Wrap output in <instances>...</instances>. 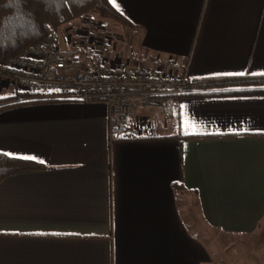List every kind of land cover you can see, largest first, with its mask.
<instances>
[{"label": "crops", "instance_id": "0c3cea01", "mask_svg": "<svg viewBox=\"0 0 264 264\" xmlns=\"http://www.w3.org/2000/svg\"><path fill=\"white\" fill-rule=\"evenodd\" d=\"M108 1L129 24L89 11L61 29L62 51L111 58L92 51L106 37L131 65L264 77V0ZM16 93L0 76V154L42 167L0 181V264H227L224 248L241 252L219 240L264 224V94L166 95L118 135L101 101Z\"/></svg>", "mask_w": 264, "mask_h": 264}, {"label": "built area", "instance_id": "2783aa9c", "mask_svg": "<svg viewBox=\"0 0 264 264\" xmlns=\"http://www.w3.org/2000/svg\"><path fill=\"white\" fill-rule=\"evenodd\" d=\"M110 52L82 60L58 45L51 31L38 43L25 47L8 61H0V76L17 87L15 102L73 99L101 101L106 106L109 130L124 135L135 108L160 110L166 95H193L208 91L209 82L190 77L185 68L167 72L166 63L156 66L129 64L110 38H102L92 51Z\"/></svg>", "mask_w": 264, "mask_h": 264}, {"label": "trees", "instance_id": "16d2710c", "mask_svg": "<svg viewBox=\"0 0 264 264\" xmlns=\"http://www.w3.org/2000/svg\"><path fill=\"white\" fill-rule=\"evenodd\" d=\"M95 11L102 18L129 24L108 0H0V61H8L25 47L38 43L68 21ZM198 94L262 93L264 77L209 82ZM20 103V102H16ZM42 167L33 161L0 154V181L8 175Z\"/></svg>", "mask_w": 264, "mask_h": 264}, {"label": "rangeland", "instance_id": "374dc122", "mask_svg": "<svg viewBox=\"0 0 264 264\" xmlns=\"http://www.w3.org/2000/svg\"><path fill=\"white\" fill-rule=\"evenodd\" d=\"M95 12V11H93ZM88 14L87 16H90L91 13H85ZM83 14L82 16H79L80 18H83V16L85 15ZM98 14V13H96ZM95 14V15H96ZM84 20V19H83ZM84 26L87 24V28L90 27L89 20L85 19V22H83ZM67 23L62 24L59 28H58V33H59V38H58V44L59 47L62 48L61 46H64L62 43V37H61V29L66 25ZM71 24V23H70ZM61 31V32H60ZM83 31H86V29H83ZM70 32H66V34H69ZM85 33V32H83ZM99 35H91V37L89 38V44L91 46H94V44L96 43L95 38L94 37H98ZM100 41H102L101 39H99V43ZM262 227H264V224L261 226V228L259 230H257V232L260 234L258 235V233H255L254 235H248V236H242V237H232L231 240H227L228 242L226 243H220L221 240H219V244H217L219 246V248L221 247L222 249L224 248V246L226 247L228 243L230 242H234L232 245L235 246V248H239V251L241 252V254L239 255V258H237L236 256H231L230 254H226V249L224 248V250H222V254L224 255V258L230 262H226L227 264H264V237L263 234L264 233H260V230L262 229ZM208 236H209V241H213V237L216 238V236L218 237L219 234L217 235V233H215L214 231H212L210 228H208ZM223 237H226L228 239V236L226 235H222ZM224 238V239H226ZM208 241V242H209ZM215 242L218 241V239L214 240ZM211 245V244H209ZM242 250L246 251V254L244 255ZM244 251V252H245ZM249 252V255L247 254ZM234 258V259H233ZM238 261V263L236 262ZM236 262V263H235Z\"/></svg>", "mask_w": 264, "mask_h": 264}, {"label": "snow or ice", "instance_id": "6c2138e0", "mask_svg": "<svg viewBox=\"0 0 264 264\" xmlns=\"http://www.w3.org/2000/svg\"><path fill=\"white\" fill-rule=\"evenodd\" d=\"M25 158H27V159H35V157H25Z\"/></svg>", "mask_w": 264, "mask_h": 264}]
</instances>
